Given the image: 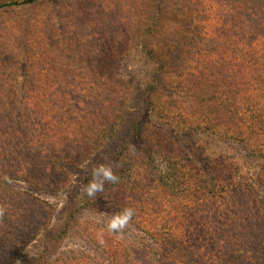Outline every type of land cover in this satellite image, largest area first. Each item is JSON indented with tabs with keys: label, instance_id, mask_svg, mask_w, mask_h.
Masks as SVG:
<instances>
[{
	"label": "rangeland",
	"instance_id": "obj_1",
	"mask_svg": "<svg viewBox=\"0 0 264 264\" xmlns=\"http://www.w3.org/2000/svg\"><path fill=\"white\" fill-rule=\"evenodd\" d=\"M240 3L0 0V130L9 147L0 159V264H76L82 255L89 257L84 258L88 264H111L119 251L111 244L114 253L109 254L92 236L101 233V225L106 227L107 214H116L106 200L105 186L94 200L85 198L83 187L91 170L125 142L128 165L140 166L145 160L140 157L141 141L157 133L179 143L200 169L217 154H243L245 147L232 138L233 127L216 108V99L228 90V71L222 66L206 68L201 62L224 52L218 45L230 21L226 10L231 5L241 8ZM183 84L187 88L182 89ZM23 90H34L30 100H23ZM39 91H64L73 99L69 109L80 118L68 122L67 104L51 109V102L41 96L34 100L38 121L29 125L20 109L25 102L32 107L29 102ZM99 91L115 93L109 107L100 103ZM183 109L204 113L208 128H187ZM146 162L139 170L141 185L147 180L146 170L155 176L163 173L162 164L153 170ZM22 163L29 181L17 177L16 171L24 170ZM259 163L264 165L262 157L244 158L247 177ZM259 178L254 179L255 187L263 197ZM246 223L233 242L234 248H241V264L264 259V250L253 243L258 235L251 234ZM261 224L264 228V221ZM112 235L116 237L104 233ZM117 236L127 256L151 259L140 230L129 225ZM207 240L206 248L216 255L214 243ZM229 251H223L224 264L236 263ZM178 261L159 264H185Z\"/></svg>",
	"mask_w": 264,
	"mask_h": 264
},
{
	"label": "trees",
	"instance_id": "obj_2",
	"mask_svg": "<svg viewBox=\"0 0 264 264\" xmlns=\"http://www.w3.org/2000/svg\"><path fill=\"white\" fill-rule=\"evenodd\" d=\"M29 1L32 0H26ZM240 2L241 8L237 9L231 5L226 10L230 18L225 28L226 38L221 42L222 45L217 44L220 49L224 48L222 55L217 54L211 58L209 56L203 60L197 57V60H201L206 68L210 65L222 66L228 71V90L224 96L216 99L219 103L216 108L218 107L217 112L220 111L219 116L225 124L233 127L231 136L243 144L244 152L217 154L215 159L208 162L206 169H200L183 153L179 143L157 133L156 137H147L150 141H141L143 148L140 157L145 160L139 164L141 166L150 159L149 163L146 162L147 168L156 170L162 164L163 173L155 176V172L146 170L145 176L148 177L143 185L139 184L141 180H138L142 175L139 171L141 167L130 162L131 165H128L126 162V142L119 145L121 149L114 151L108 159H102L97 166L111 165L113 162L114 172L120 177L118 183L105 185L109 196L106 200L115 214L125 207L135 209V215L129 225L146 236L142 239V245L146 255L151 257L148 262H144L127 256L120 246L117 234H114L116 237H105L104 233L109 232L101 225V233L95 232L92 237L95 242H100L109 254L114 253L111 244L119 251L111 264H159L161 260H179L178 262L185 264H224L223 251L227 248H230L229 256L236 255L234 261L241 264L237 257L242 253L241 248H234L233 242L236 234H239L238 228H243L245 222L248 231L251 234L256 231L258 235L253 239V243L264 250V228L261 224L264 221L261 219L264 215V196L256 190L257 183L254 182L255 178L260 177L264 184V165L259 163L251 177H247L243 168L244 158L262 157L264 160V0H253L256 3L254 7L249 5L251 0ZM179 66L181 67L182 63ZM186 73L192 75L191 72ZM181 87L187 88L184 84ZM33 92L34 90H23V100H30ZM148 92L149 90L147 94ZM150 93L147 95L149 104ZM41 96H45L48 103L51 102V109H54V105L65 108L67 104L68 122L74 123L80 118L73 109H69L73 107V99L67 97L64 91H51L44 95L39 91L38 96L29 102L32 107L25 102L27 106L20 109L22 119L29 125L38 121V118L34 119V113L37 115L34 100ZM111 96L115 97V93H97L103 107H109L113 103ZM211 98L214 100L213 96ZM181 116L187 128L194 131L199 128L207 129L210 123L207 116L200 111L183 109ZM40 135L45 136V133ZM5 140L6 137L0 130V159L9 151ZM29 141L32 142V139ZM20 165L24 170L17 169V177L22 181H29L25 163ZM1 178L2 175L0 180ZM257 205L259 207L255 208ZM243 212L246 213L244 217ZM107 216L110 220L111 216ZM102 233L103 235H100ZM209 237L214 243L216 255L206 248ZM81 257L83 258L76 264H88L84 262V258L89 257ZM236 263L231 261L228 264ZM248 263L264 264V259L258 258Z\"/></svg>",
	"mask_w": 264,
	"mask_h": 264
},
{
	"label": "clouds",
	"instance_id": "obj_3",
	"mask_svg": "<svg viewBox=\"0 0 264 264\" xmlns=\"http://www.w3.org/2000/svg\"><path fill=\"white\" fill-rule=\"evenodd\" d=\"M120 177L115 174L113 166L101 164L91 170V179L83 187V195L89 199H95L98 193H103L106 183L116 184ZM2 214V210H0ZM135 215V209L125 207L121 212L113 215L106 227L109 233L123 235ZM101 243L103 240L101 239Z\"/></svg>",
	"mask_w": 264,
	"mask_h": 264
}]
</instances>
